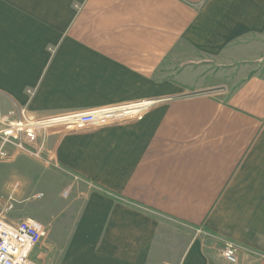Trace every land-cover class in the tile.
<instances>
[{
	"label": "crops",
	"instance_id": "1",
	"mask_svg": "<svg viewBox=\"0 0 264 264\" xmlns=\"http://www.w3.org/2000/svg\"><path fill=\"white\" fill-rule=\"evenodd\" d=\"M140 102L59 146L85 193L52 264H264V0H0L1 112Z\"/></svg>",
	"mask_w": 264,
	"mask_h": 264
},
{
	"label": "rangeland",
	"instance_id": "2",
	"mask_svg": "<svg viewBox=\"0 0 264 264\" xmlns=\"http://www.w3.org/2000/svg\"><path fill=\"white\" fill-rule=\"evenodd\" d=\"M11 112H14V116L10 119L13 120L18 117L20 111ZM6 114L0 110V116ZM79 114L83 113L61 114L35 120L58 119ZM2 128L5 127L0 125V129ZM81 129H72L66 123L47 128L41 134L44 145L39 158L11 147L6 157H0L2 217L8 223H14L26 216L32 217L45 228L44 239L29 255L30 264H52L55 261L75 216L72 213L76 208L70 206L73 205L72 200L83 199L85 189L81 186L85 184L84 179L64 166L56 155L67 134ZM53 202L56 206H52ZM63 203L68 209L60 206ZM9 204L12 208L5 212Z\"/></svg>",
	"mask_w": 264,
	"mask_h": 264
},
{
	"label": "built area",
	"instance_id": "3",
	"mask_svg": "<svg viewBox=\"0 0 264 264\" xmlns=\"http://www.w3.org/2000/svg\"><path fill=\"white\" fill-rule=\"evenodd\" d=\"M148 107L149 103L140 102L46 120H35L23 110L18 113L17 118L10 120L14 112H8L0 116V125L5 127L0 129V157H6L10 147L34 158L41 157L44 145L41 134L52 125L66 123L72 129L85 126L106 127L127 120H139ZM10 199L9 197L8 200ZM11 208L12 205L9 204L5 212ZM44 237L45 228L36 220L24 218L8 223L0 213V264H30L28 258L31 251ZM239 251L235 243L222 241L220 255L226 264H237Z\"/></svg>",
	"mask_w": 264,
	"mask_h": 264
}]
</instances>
